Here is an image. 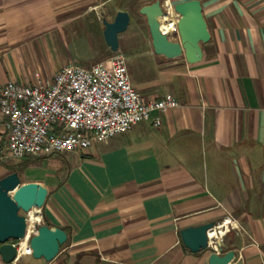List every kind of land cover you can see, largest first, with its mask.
I'll list each match as a JSON object with an SVG mask.
<instances>
[{"label":"crops","instance_id":"crops-1","mask_svg":"<svg viewBox=\"0 0 264 264\" xmlns=\"http://www.w3.org/2000/svg\"><path fill=\"white\" fill-rule=\"evenodd\" d=\"M200 1L211 33L201 54L169 59L155 53L150 36L147 53L160 62L155 81L138 84L150 90L144 100L173 93L179 106L67 152L65 163L53 161L58 153L29 156L51 172L36 183L49 190L43 223L64 229L68 241L52 261L22 256L13 264H209L214 251L191 252L180 231L226 219L233 225L222 254L236 251L231 264H264V0ZM79 4L95 12L120 7L117 0H0V80H52L31 78L21 45L48 36L55 11Z\"/></svg>","mask_w":264,"mask_h":264},{"label":"built area","instance_id":"built-area-1","mask_svg":"<svg viewBox=\"0 0 264 264\" xmlns=\"http://www.w3.org/2000/svg\"><path fill=\"white\" fill-rule=\"evenodd\" d=\"M163 7L161 28L172 20L167 30L162 28L163 32L177 33L173 4L169 2ZM177 106L179 101L173 93L156 100H144L121 55L90 67L65 66L46 82L23 84L0 80V111L4 117L7 147L10 154L19 159L89 149L96 141H108L152 119L155 112H168ZM154 125H161L159 117L154 119ZM28 220L30 223L29 214ZM41 223L43 217L39 211L34 231L35 224ZM232 225V220L226 219L210 230L214 232L213 237L209 234L210 249L219 252L218 241ZM33 234L15 243L20 257L33 255L30 246ZM23 241L26 249L21 254Z\"/></svg>","mask_w":264,"mask_h":264},{"label":"water","instance_id":"water-1","mask_svg":"<svg viewBox=\"0 0 264 264\" xmlns=\"http://www.w3.org/2000/svg\"><path fill=\"white\" fill-rule=\"evenodd\" d=\"M177 15L178 32L164 33L161 18L165 15L163 3L157 0L140 9L145 16L152 38L154 51L169 59L185 56L192 60L202 51L203 44L211 40V33L204 16L200 0H189L173 4ZM172 20L167 24H171ZM131 23L128 11L120 10L113 20L103 19V34L107 45L116 53L120 48L119 35L125 32ZM177 40L171 39L172 37ZM49 190L40 184H22L18 172H13L0 179V255L6 264H13L20 258L15 243L29 236L28 214L41 210L48 198ZM217 225L209 222L199 226H191L180 231L184 246L193 253H199L210 248L209 231ZM36 230L30 237L33 257L54 260L61 251V246L68 241V233L60 227H50L47 224H35ZM219 252H213L209 264H231L236 258V251L224 250L222 241H218ZM20 248V247H19Z\"/></svg>","mask_w":264,"mask_h":264},{"label":"rangeland","instance_id":"rangeland-1","mask_svg":"<svg viewBox=\"0 0 264 264\" xmlns=\"http://www.w3.org/2000/svg\"><path fill=\"white\" fill-rule=\"evenodd\" d=\"M147 1L150 0H117L120 7L110 5L99 9L98 12L90 11L87 4L69 7L70 10L55 11L49 23L51 27L48 36L30 39L21 45L28 61L27 66L32 71L31 78L36 80L40 74L43 79L52 77L53 74L55 76L62 65L90 67L115 55H121L125 58L132 82L137 89L140 83L155 81L154 67L160 59L152 53H147L151 35L146 17L139 12ZM117 8H123L130 13L131 23L129 28L119 35L120 48L114 53L104 38L103 19L113 20ZM37 24L39 25L35 23ZM138 90L142 96L150 91ZM4 137H0V146L3 144L0 149V179L13 172L19 173L24 185L46 181L47 177L51 179L48 163L43 159L29 158L31 162L24 165L27 167L25 170L22 169L25 159L15 158L10 154L7 142L2 143ZM67 152L70 151L58 153L53 161L65 163ZM49 163L51 164V161Z\"/></svg>","mask_w":264,"mask_h":264},{"label":"bare ground","instance_id":"bare-ground-1","mask_svg":"<svg viewBox=\"0 0 264 264\" xmlns=\"http://www.w3.org/2000/svg\"><path fill=\"white\" fill-rule=\"evenodd\" d=\"M170 24H165L163 25V30H167L169 28ZM39 209H34L32 210L29 215L31 216V220H30V224H29V233L34 232V222L37 220L38 216H39ZM210 237H213L214 232L210 231ZM26 249V243L25 241H23V244L21 245V254H23V252H25L24 250ZM22 257V255H21Z\"/></svg>","mask_w":264,"mask_h":264},{"label":"trees","instance_id":"trees-1","mask_svg":"<svg viewBox=\"0 0 264 264\" xmlns=\"http://www.w3.org/2000/svg\"><path fill=\"white\" fill-rule=\"evenodd\" d=\"M3 141L6 142V137H4V138L2 139V143H3ZM2 146H3V144H1L0 149L2 148ZM24 159H25V161H24V164H23V166H22V169L25 170L27 167L24 166V165H29V163L31 162V160L29 159V156L24 157ZM44 224H47V225L50 226L49 222L46 221L45 219H44ZM65 245H66V244L62 245V246H61V249H62Z\"/></svg>","mask_w":264,"mask_h":264}]
</instances>
